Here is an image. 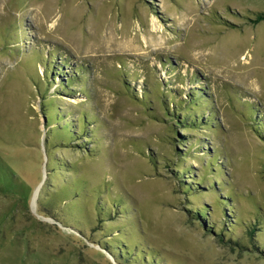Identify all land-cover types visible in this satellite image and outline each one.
Listing matches in <instances>:
<instances>
[{"label":"rangeland","instance_id":"1","mask_svg":"<svg viewBox=\"0 0 264 264\" xmlns=\"http://www.w3.org/2000/svg\"><path fill=\"white\" fill-rule=\"evenodd\" d=\"M260 13L264 0H0V264H113L101 245L119 232L134 244L130 224L162 264H264ZM51 59L67 75L81 68L78 84L46 82ZM202 87L193 112L212 121L178 130L179 142L162 96ZM81 113L80 146L48 138L46 114L73 127ZM99 190L132 219L99 222ZM68 193L84 215L63 208ZM40 201L84 234L37 214ZM203 209L213 231L229 219L222 239L195 218Z\"/></svg>","mask_w":264,"mask_h":264},{"label":"trees","instance_id":"2","mask_svg":"<svg viewBox=\"0 0 264 264\" xmlns=\"http://www.w3.org/2000/svg\"><path fill=\"white\" fill-rule=\"evenodd\" d=\"M264 20V13H260L258 14L255 19L253 20L254 23H258L260 21ZM52 55L54 53H51ZM48 61V60H47ZM44 64L43 68H44V73L42 74L43 79L48 82V81H53V75L55 74L56 76H58L60 78V84L58 86V91L61 92V90H66V87L70 88V85L73 83L78 84L79 79L77 78V76L81 75V68H75L74 71L72 72L71 75H67V73L61 72V68H53V60L51 59L50 61H48ZM67 62L65 60L61 61V67L66 66ZM55 76V77H56ZM82 76V75H81ZM200 92H190L188 93V95H186L184 98L180 99L181 96L178 94L173 93L172 91H168L166 89L167 94L162 96L161 102L163 104V106L165 107L163 109V112L165 115L168 114V116L171 117L172 120V127L174 128V135H176L178 137V141L182 142L181 140L183 139V136H179L178 130L182 129V130H196V129H202L199 126H204V124L207 122L208 125H210L211 120V116L213 111H209L208 115L205 117L206 121H202V116H200V114L198 112H193V109L196 107V103H203L202 100H204V87L198 89ZM83 92V91H81ZM144 93L142 94V98L144 99L145 95H146V91H143ZM40 94V92H39ZM84 95V94H83ZM42 96V101L46 100V97L44 94H41ZM135 96V97H134ZM44 97V98H43ZM133 98L135 101H139V99H137V95L133 94ZM48 99V98H47ZM44 103H42L43 105ZM185 106V113H181L180 108ZM45 110V109H43ZM195 110V109H194ZM45 114V113H44ZM191 114V115H190ZM58 116V117H57ZM60 115H45L44 116V120H45V124L46 126H50L49 124L54 122L53 124H55L50 132H48V138H53V139H58V140H62L65 141V144H71L73 146H80L79 145V140H81V138H78L79 136H81V134L84 133L85 131V115L84 113H81V125L79 126V120L77 121H73V122H77L75 123V125H73L70 123L71 121H65V118L63 115H61V117H59ZM63 116V117H62ZM253 122V120H251ZM64 122V123H62ZM74 124V123H73ZM258 126L262 132V134L259 131V127L257 126H253V133L261 136L264 140V124L263 122H260V124H258ZM58 129V130H56ZM60 130H62V132H60ZM78 136V137H77ZM172 140H174V143H176L177 139H174L172 137ZM67 142V143H66ZM179 153V152H177ZM186 157V156H184ZM152 158V157H150ZM208 167H212L213 170H215V168H219V165H214L211 161H209L208 165H206ZM176 172H179L180 169H177V167H175ZM182 173L189 175L190 176V169H184L182 168ZM7 171L3 170L0 166V178L4 179L8 176H6ZM70 172V171H69ZM14 175V174H13ZM199 179L197 180V183H195V187H198L199 185L202 184L203 179L202 176L198 175ZM2 180V181H4ZM191 186V185H190ZM209 186H207L208 188ZM205 188V187H204ZM208 191H213L214 189L212 188H208ZM111 197V192L110 190H107ZM61 192V191H60ZM214 192H217L214 190ZM114 198L111 197V200L109 199L108 204L105 201V199L103 200V194L102 192H100L97 195V200L95 201V213H96V219L99 222H113V220H116L118 217L120 219L122 218H130V220L132 219L131 217V210H129V208L127 207L126 201L125 200H121L118 201L117 199V193L114 194ZM120 197V196H119ZM66 198H71L66 199ZM225 198V197H224ZM229 198V197H228ZM59 199V198H58ZM60 199H65V203H64V209L66 211H69L70 206H74V212L78 215V216H82L84 215V209L82 208L83 205H78L75 200H73L72 194L70 195L69 193L67 195H62L60 196ZM90 199V198H89ZM120 199H123L120 197ZM56 200V199H55ZM107 200V199H106ZM39 201V200H38ZM52 201V200H51ZM102 201V203H101ZM67 202V203H66ZM82 202V201H81ZM67 205V206H66ZM124 205V206H123ZM222 205H224V202L222 201ZM68 207V208H67ZM120 207H124V213L122 211V209ZM112 209H114V214L112 215ZM73 210V209H72ZM81 212L83 211V214H80L79 211ZM38 211H41L45 214H49L48 217L51 218H59L62 219L64 222L68 223L65 219H63L62 217H56L54 212H51L50 206L43 203L42 201H40V203H37V214ZM74 212H71L69 214L71 215H75ZM225 211H223V214L225 215ZM69 215V217L71 216ZM195 218H197V220H200V222H202V228L204 230H209L208 232H212L214 234H216V236H219L220 239L223 238V233L222 231L225 230V225L226 224H230L229 219L227 220L228 223L223 222L220 224V227L218 228V231H213L212 230V226H209L208 224V220H207V215H206V211L203 209L202 211H197V213L194 214ZM115 217V219H114ZM227 217V215H226ZM58 224H60L57 220H55ZM235 222V221H234ZM69 226L65 227V228H73L75 229L77 232H79L80 234H84L83 231H81L79 228L77 229V227H72L70 223H68ZM231 225V224H230ZM61 226V224H60ZM64 227V226H61ZM129 230L132 233V237L135 239V243L132 245H128L126 244V242H122L119 240L120 237L123 236L122 232L119 233H115L117 234L115 238L113 239H109L106 240L102 245L101 248L99 250V253H103L105 254L109 260H111V262L113 264H162V261L159 259V255H153L152 260H150L151 258L148 256L146 247L144 245H141L139 242L141 241V236L138 235L135 231L132 232V228H131V224L129 226ZM227 228L229 230H231V227L228 225ZM118 228L115 232H118ZM228 230V231H229ZM252 231V232H251ZM207 232V231H206ZM114 233V232H113ZM252 233H253V229L251 228L250 232H249V236L250 238L252 237ZM85 236V235H84ZM82 238V237H80ZM73 240H84L79 239L77 237H72ZM135 250V254L133 253V251ZM139 250H141L145 255L144 258H142L141 256H139ZM152 261V262H151Z\"/></svg>","mask_w":264,"mask_h":264}]
</instances>
